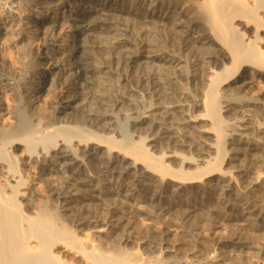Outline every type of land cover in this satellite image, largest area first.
Masks as SVG:
<instances>
[{"label":"bare ground","instance_id":"1","mask_svg":"<svg viewBox=\"0 0 264 264\" xmlns=\"http://www.w3.org/2000/svg\"><path fill=\"white\" fill-rule=\"evenodd\" d=\"M54 8L59 17L43 18ZM109 12L129 22L101 17ZM142 19L156 40L136 44L130 38ZM96 21L122 30L124 43L94 37ZM2 30L0 60L9 64H0V264H264V203L251 191L264 169L247 182L246 209L210 186L242 184L235 172L245 146L263 144L252 154L264 163L256 132L264 122L242 114L230 124L231 105L250 99L264 110V0H0ZM48 40L59 43L50 58L42 53ZM95 45L129 47L134 53L120 62L131 68H171L187 52L194 73L178 78H194L192 105L181 104L187 95L166 99L153 72L141 73L136 87L150 95L151 132L135 142L120 123L121 139L104 134V115L124 100L108 97L90 112L83 105L99 87ZM123 82L134 86L128 76ZM64 149L73 154L62 162Z\"/></svg>","mask_w":264,"mask_h":264},{"label":"rangeland","instance_id":"2","mask_svg":"<svg viewBox=\"0 0 264 264\" xmlns=\"http://www.w3.org/2000/svg\"><path fill=\"white\" fill-rule=\"evenodd\" d=\"M39 1H45V0H39ZM73 4H74V2H67L66 6L68 5L69 7H72ZM62 7L63 6H61V8ZM103 14L104 15L101 16L103 18L120 20L123 24H127L129 22L128 18H125V17L119 18L116 16L117 14L113 13V12H109L106 14L103 13ZM59 15H60V9L57 10L54 8V9H51L50 11H46L43 18L46 17V18H54L55 19V18L59 17ZM127 19H128V22L126 21ZM131 19H130V22L132 21ZM140 22L141 23L143 22L140 26V27H142L141 28L142 30L140 29L141 34H137V35L131 37L132 39L130 38V40H134V42L136 44H138L139 42L144 41V40L146 42L147 41L148 42L155 41L156 40L155 34H153L152 31L150 30L149 22H147V20H145V19L140 20ZM86 25H87V23L84 24V26H86ZM94 25H97V27H99L98 29L96 28L93 31V36L96 37L98 40H101L102 42L104 41L105 43L107 41L108 42L110 41L112 44H116V45L124 43V41H125L124 38H126V37L122 36L123 35L122 30L118 31V30H112V29H103L104 27L100 21L90 23L89 26H94ZM4 33H5L4 30L0 31V47L2 46L1 42H3V41L1 38L4 36ZM141 35H143V36H141ZM175 41L177 43L180 42L181 37L180 36L176 37ZM188 45L192 46L193 42H190ZM58 46H59V43L52 42V41L48 40L47 48H45V50L42 51V53H44V57L50 58L53 55V52L51 50L57 49ZM103 49H104V45H97V46L95 45L91 49L92 50L91 51L92 52L91 53L92 54V63L95 67H97V73H96L95 78H96V81H97L99 87H98V91L94 95L96 99H93V98H92V100H91V98L87 99L84 102L85 104L83 103V105H85L86 110L88 112H90L92 109H96V107L99 106L98 103L101 104V106L103 105V102L106 103V101L108 100L107 99L108 97L109 98L110 97H113V98H116V97L119 98L120 97V99L124 100V102H119V101L116 102L114 104L113 110L111 112H107V110L104 112V113L107 112L104 115L103 120H102V124L105 127V133L104 134H107L108 136L109 135L110 136H118V139H121L122 136H120L117 133L118 126L120 125V123H122L123 125L124 124L127 125V130L132 135V139L135 142H139L142 135H146L148 132H151L150 126L153 125L152 124L153 118L152 119L151 118L146 119V117L151 115V111L154 109V107H150L148 105L150 100H151L149 97L150 95H148V93H146V92H142L141 88L138 89L136 87V84L139 83L141 73H149L150 71H151V73L153 72L154 77H156L155 80H157L160 84L158 86V89L160 90V94H162V96H164L166 99H168L170 97H172V98L177 97L178 100H181L180 98L184 97V95H187V96H190L189 101H185V102L182 101L181 104H184V106H186V107H189L192 105L191 101L194 99L195 88L197 87V85H195V83L193 81L194 78L193 77L191 78V75L189 76L190 77L189 81H187L186 79L181 80L180 78H178V75L182 74L185 71H188V73H190V74L194 71L195 67H193L191 64H186V62H185V59H187V52H183V56L186 55V57H184V59L179 60L178 62H175V63L172 62L171 68H169L168 66H160L161 63H159L157 61L153 62L152 64H147L144 61H141L142 63L137 62V64H133L132 68H131V66L127 67V65H123L120 62L122 55L127 56V55H131L134 53V51L131 50L129 47L126 49H123V51L122 50L121 51L116 50L115 52H110V51H104L103 52L102 51ZM112 51H114V50H112ZM147 54H150V53H147ZM1 57L2 56H0V59H1ZM168 58L172 59V57H168ZM103 61H114L117 64H115L116 66H114V68L107 69L108 67L102 66L103 64H101V63ZM173 61H175V59ZM4 62H6V64L7 63L9 64V61H7V59L5 60V58L4 59L2 58V61L0 60V64H2V63L4 64ZM51 63H52L51 61L48 62L49 66L51 65ZM207 66H208L207 64L202 62V64H200L198 68L203 69ZM114 69H116V70H114ZM152 70H154V71H152ZM120 72L122 75L120 74ZM123 75L128 76L129 78H131L133 80V83H134L133 87L129 86V88H128V86H127L128 84H125V82H123ZM0 79H1V77H0ZM101 82L102 83L104 82L105 85L102 84ZM143 84L146 85L147 83L144 82ZM196 84H197V82H196ZM251 103H256L255 106L256 105L259 107L261 106V102H258L255 100H250V99L245 100L241 106L231 105L230 107L234 108V110L232 111V113L230 115V118H231L230 124H239L238 118H240L242 116V114H244L247 118L248 117H250V118L254 117L257 120L256 121L257 123L259 122V120L261 122H264V110L261 111V109H259L258 107H255ZM228 104H229V102L224 100V106L228 105ZM107 109H108V107H107ZM226 110H227V108H225L223 111H226ZM142 111L145 113L142 116L137 118V116H138L137 113L142 112ZM144 119H146V123L139 124L135 128L132 126L133 124H136L137 122H141ZM91 123L97 124V120L94 122V119H92ZM250 126L251 125H249L250 129H248L247 132L255 133L254 132L255 128H253L254 126L253 127L252 126L250 127ZM138 127H141L140 128L141 130H138L137 129ZM256 132L260 137H262V140H264V125L261 126L259 128V130ZM194 134H195V132L192 133V135H194ZM243 139H244V141L247 142L246 136H243ZM163 140H164V138H161V139L158 138L159 142H162ZM146 143H147V141H146ZM165 143H166V139H165ZM256 143L258 144L259 142H256ZM257 144H256V146H252V148H251V150L253 149L254 152L248 151V150H250L249 147L248 148H246V146L244 147L245 153L242 155V163L240 165L241 167L239 168L240 171L238 170L235 172L236 175H238V177H239L240 183H242V184H240L238 186L234 183L233 186H229L228 181L227 182L224 181L221 183L218 181H212V183L210 184V186H211V185L216 184V182H217V184H219L220 188L223 186L221 189L226 190V191L224 190L223 192L228 194L230 196L231 200L233 199L232 201L230 200L229 204L230 205L233 204V206H235V204H236V207L239 205L238 208L246 209L249 206V202L247 200V197H244L247 194H251V193H246L248 190L247 188L249 187V184L247 182L249 179H252L253 177L257 176V174H259V172L264 169V163H260L258 161L260 159V157L258 156L259 159H255L258 157L253 156L255 154H252V152L253 153L259 152L258 150H259L260 146L261 145L263 146V144H261V143H259L258 145ZM165 145L166 144L163 145L164 148H165ZM160 146L161 145H159V149H160ZM163 146H161V147L163 148ZM64 151H66V153L63 154L61 160L64 157H67V156L73 154L72 152L68 151V149L67 150L64 149ZM157 153L158 152H156V154ZM259 154H256V155H259ZM59 155H61V153H59ZM62 162H64V160H62ZM227 162H230L229 161V155H227V157L225 158V164H227ZM50 168L53 169L52 166ZM60 168H61V166H60ZM260 176L264 178L263 173L260 174ZM263 178H262V181L264 182ZM208 181L209 180H207V182ZM116 186H117V184H116ZM242 186H244V187L241 191L240 188H242ZM251 191H252V194H254L253 195L255 197L254 199H256V197L258 198V200L256 199L257 201L256 200L255 201L257 203H260L261 201H263L260 203L261 205H263L262 203H264V183H262V185H260V186L255 187L254 191L253 190H251ZM130 193H132V192H130ZM235 193H236V195H235ZM90 194L94 197H98L97 196L98 194L95 192V189L92 193L90 192ZM90 194H88L87 196H90ZM71 195L74 198H79L82 196V192H78L76 190H71ZM260 204H258V205H260ZM128 205L129 204L126 203L125 206H128ZM171 232H172V230H171Z\"/></svg>","mask_w":264,"mask_h":264}]
</instances>
